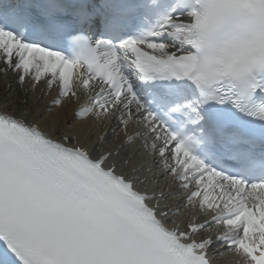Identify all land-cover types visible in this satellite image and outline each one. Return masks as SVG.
I'll list each match as a JSON object with an SVG mask.
<instances>
[{
	"label": "snow or ice",
	"instance_id": "1",
	"mask_svg": "<svg viewBox=\"0 0 264 264\" xmlns=\"http://www.w3.org/2000/svg\"><path fill=\"white\" fill-rule=\"evenodd\" d=\"M9 75L8 264H264V0H0Z\"/></svg>",
	"mask_w": 264,
	"mask_h": 264
},
{
	"label": "bare ground",
	"instance_id": "2",
	"mask_svg": "<svg viewBox=\"0 0 264 264\" xmlns=\"http://www.w3.org/2000/svg\"><path fill=\"white\" fill-rule=\"evenodd\" d=\"M42 97V98H41ZM50 97L39 90L33 92L30 88H21L15 77L0 76V108L9 112L27 111L29 107L42 109L48 103ZM87 128V126H85ZM175 191V190H174ZM231 262V258H230ZM228 262L227 264H230Z\"/></svg>",
	"mask_w": 264,
	"mask_h": 264
}]
</instances>
